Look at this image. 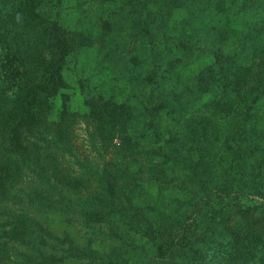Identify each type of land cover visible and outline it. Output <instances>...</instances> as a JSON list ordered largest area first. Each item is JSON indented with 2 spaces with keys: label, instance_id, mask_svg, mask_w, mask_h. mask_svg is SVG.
<instances>
[{
  "label": "trees",
  "instance_id": "trees-1",
  "mask_svg": "<svg viewBox=\"0 0 264 264\" xmlns=\"http://www.w3.org/2000/svg\"><path fill=\"white\" fill-rule=\"evenodd\" d=\"M101 1L117 8L96 38L123 20L150 65L124 74L138 110L84 97L94 136L123 141L110 164L78 170L67 161L79 113L61 91L68 58L94 37L63 23L64 0H0V264H264V206L229 208L248 170L235 155L264 132V0ZM182 153H195L187 210L157 206L155 173Z\"/></svg>",
  "mask_w": 264,
  "mask_h": 264
},
{
  "label": "rangeland",
  "instance_id": "rangeland-1",
  "mask_svg": "<svg viewBox=\"0 0 264 264\" xmlns=\"http://www.w3.org/2000/svg\"><path fill=\"white\" fill-rule=\"evenodd\" d=\"M116 8L117 6L101 0H64L63 2L61 13L63 23L70 28L84 31V34L88 33L95 40L91 47L83 48L68 58L64 69L67 86L61 91L67 95L68 109L79 113L77 116L78 122L74 128L75 136L72 138L74 151L78 160L77 162L73 160L72 162L67 161L69 165L74 168L76 167L75 169L78 170H82L83 166L80 164H83L85 167L99 168L106 163L110 164L111 158L115 155V148L119 147L123 141L122 137H116L111 144H103L100 139L94 136L93 123L90 121L87 109L83 103L85 96H92L95 93H101L103 95L112 94L117 99L131 102L132 105H135L133 106L135 110L142 107L140 102L142 98L127 90L126 83L129 78H124V74H128L131 71L133 76H141L150 65L147 61L143 62L144 56L143 54H139L141 51L140 39L129 36L123 20L116 23L114 20L112 21V28L109 31L111 34L110 37L106 35L107 38L105 39L96 38V33L100 30V24L105 19H113L114 15L112 11L116 10ZM118 11L121 14L123 6ZM109 26L110 24L105 29L109 28ZM202 100H207V96L203 97ZM58 104H60L59 99L56 100V105ZM204 108L202 107V110L199 109L196 114H206V112H203ZM255 112L257 113L256 109ZM190 113L193 114L194 111L190 110ZM256 116L258 117L256 122L258 127L264 131L263 108H260ZM261 135V139L258 143L256 142L254 147L245 146L243 152H240L241 154L235 155L239 157V160L241 159L240 163L248 170L246 171L247 176L244 177L245 186L240 188L243 192L236 194L235 197L232 196L234 198L232 199L233 202L229 204V208L239 203H246L248 205L262 203L261 205L264 206V189H262L263 194L258 196L252 187L253 184L249 181L252 176L256 177V179L257 177L260 178L261 170L264 171V132ZM223 151H225L224 154H227V150L224 149ZM194 154L188 155L187 153H182L178 158L177 156L176 158L173 157L167 166L164 165V167L160 168L159 173H155L156 176L152 182H156L165 187L166 190L158 186H152L150 189L152 199L150 200L153 203L159 206V203L164 201V204H167V208L169 203L173 201L174 204L171 207L176 208L175 206L177 205L179 211L187 210L186 207L189 203L181 205L179 200H187V198L182 196L184 193L190 194V191L186 190L189 183L186 182L185 175L188 173V164L185 160H189L187 158L193 159ZM145 156L146 153H141L139 157L143 159ZM231 159H233V156L227 158V163ZM249 162L251 164H245ZM65 163L66 161H63L64 165ZM252 165L255 167L254 169H252ZM148 184L150 185L151 182ZM194 196L196 197L195 193ZM46 215L52 225H63L61 221L63 216L55 213ZM67 223L69 224L68 221ZM77 231L76 235H79V238L83 235V229L78 228ZM103 248L106 249L105 246ZM133 253L135 254L136 250ZM70 264L76 263L72 262Z\"/></svg>",
  "mask_w": 264,
  "mask_h": 264
}]
</instances>
